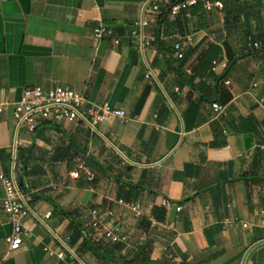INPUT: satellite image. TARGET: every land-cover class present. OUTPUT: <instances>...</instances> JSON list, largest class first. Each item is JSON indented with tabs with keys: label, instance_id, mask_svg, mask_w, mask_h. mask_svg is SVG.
<instances>
[{
	"label": "crops",
	"instance_id": "0c3cea01",
	"mask_svg": "<svg viewBox=\"0 0 264 264\" xmlns=\"http://www.w3.org/2000/svg\"><path fill=\"white\" fill-rule=\"evenodd\" d=\"M149 2L0 0V97L67 86L127 116L93 130L41 122L15 133L10 111L0 113V171L13 161L29 207L15 250L0 209V264H264V180L249 179L264 174V159L252 163L264 144V49L244 47L246 34L264 38V0H223L220 11L196 8L160 25ZM140 17L161 41L144 52L128 36ZM99 24L117 44L92 37ZM184 35L191 42L176 58L172 42ZM87 208L121 224L118 251L91 227L68 244Z\"/></svg>",
	"mask_w": 264,
	"mask_h": 264
},
{
	"label": "built area",
	"instance_id": "2783aa9c",
	"mask_svg": "<svg viewBox=\"0 0 264 264\" xmlns=\"http://www.w3.org/2000/svg\"><path fill=\"white\" fill-rule=\"evenodd\" d=\"M160 5H166L167 16L174 18L196 8L203 11H220L223 8V0H176L172 3L169 0H150L147 9L156 14ZM148 26L149 22L140 17L132 22L128 31L129 38L134 40L137 48L142 52L148 49L154 40V37L146 30ZM91 35L95 40L108 38L112 44L118 43V38L115 37L111 28L105 25L99 24L94 27ZM190 42L189 35L177 37L172 42L173 56L181 58L185 44H190ZM244 47L249 51L262 50L264 49V38L259 39L252 34H246ZM209 107L216 114L223 111V106L217 102H211ZM5 110L10 111L15 133L19 130L32 133L41 122H81L93 130L103 122L116 120L122 124L127 120L124 109L112 106L107 102L89 101L79 92L60 85L47 89L39 86L24 87L14 101L0 97V113ZM257 146L264 150V144ZM72 175L76 176V172H72ZM0 185L2 188L0 209L9 225V232L4 240L7 250H15L20 246L21 237L25 233L23 220L28 214L29 207L25 195L18 188L17 178L13 171V161L7 173L0 171ZM117 203L134 213L139 210V205L130 201L118 199ZM161 204L168 206L169 202L162 199ZM79 222L82 227L100 229L101 241L104 244L123 243L126 239L121 224L113 220L108 211L87 208L79 214ZM236 223L237 220L234 217L224 218L222 221V224L227 226ZM242 225L245 224L242 223ZM56 256L60 257L61 252H56Z\"/></svg>",
	"mask_w": 264,
	"mask_h": 264
},
{
	"label": "trees",
	"instance_id": "16d2710c",
	"mask_svg": "<svg viewBox=\"0 0 264 264\" xmlns=\"http://www.w3.org/2000/svg\"><path fill=\"white\" fill-rule=\"evenodd\" d=\"M174 1H176V0H169L170 3L174 2ZM166 19H167V6L166 5H160L158 12L155 14L154 24L155 25H160L162 23H165L166 22ZM152 43L159 44V45L161 43V41L159 40V35H158V30L157 29H155L154 40L152 41ZM224 49H225L226 56H229V54H228V46L225 45V44H224ZM203 56H208V54L206 53ZM206 101H210V100H206ZM25 159L27 160L28 159V156H25ZM261 159H264V151H261V150H259V149L256 148L255 154L253 155V158H252V163L255 165L259 161H261ZM26 160H23V163ZM250 175H252V174H250ZM82 177L83 176L80 174L79 178H82ZM250 177H249L250 180H255V179H258V181L264 180V174H261L258 177L255 176L256 178H253V177L250 178ZM17 182H18V188H19V190L22 193H24L23 192L24 191V183H23L21 177H19L17 179ZM85 235H86L85 228H83L81 226L80 222L79 221L73 222L72 228H71V233L68 236V244L69 245H72L78 238H80L82 236H85ZM105 245H110V248L107 250L109 252H112L113 250L118 251L122 247V245L120 243L105 244ZM93 251L95 252L94 249H93Z\"/></svg>",
	"mask_w": 264,
	"mask_h": 264
},
{
	"label": "rangeland",
	"instance_id": "374dc122",
	"mask_svg": "<svg viewBox=\"0 0 264 264\" xmlns=\"http://www.w3.org/2000/svg\"><path fill=\"white\" fill-rule=\"evenodd\" d=\"M21 131H23V130H21ZM26 134V133H25ZM22 135V133L21 132H19L18 133V137H20ZM26 135H28V134H26Z\"/></svg>",
	"mask_w": 264,
	"mask_h": 264
}]
</instances>
